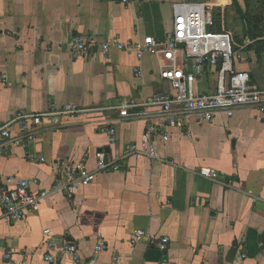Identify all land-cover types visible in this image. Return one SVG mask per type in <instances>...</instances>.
Segmentation results:
<instances>
[{"label":"crops","instance_id":"0c3cea01","mask_svg":"<svg viewBox=\"0 0 264 264\" xmlns=\"http://www.w3.org/2000/svg\"><path fill=\"white\" fill-rule=\"evenodd\" d=\"M178 3L204 4L216 31L228 32L229 15L240 16L252 46L236 48L245 57L238 68L264 86V42H258L264 37L248 33L249 20L264 29V18L253 11L259 0H0V118L67 103L103 108L65 117L59 125L42 127L27 146L7 148L0 172L38 179L37 190L51 188L61 167L82 159L95 170L99 150L120 165L98 172L72 198L63 193L46 198L20 220L8 221L0 202V254L11 250L12 264H74L61 246L74 241L89 258L99 235L108 248L94 264H264V113L240 107L221 110L210 121L181 109L172 120L160 107L119 113L126 100L171 91L161 73L168 60L116 48L104 54L101 44L146 35L165 40ZM75 35L95 40L97 47L75 55ZM216 85L215 68L196 80L200 93ZM104 122L116 126L115 143L100 131ZM148 128L157 156H127L129 145L139 144ZM203 166L216 169L218 180L198 175ZM139 229L148 236L134 242ZM161 236L170 238L165 251L158 247ZM49 240L57 246L54 263L45 257Z\"/></svg>","mask_w":264,"mask_h":264},{"label":"built area","instance_id":"2783aa9c","mask_svg":"<svg viewBox=\"0 0 264 264\" xmlns=\"http://www.w3.org/2000/svg\"><path fill=\"white\" fill-rule=\"evenodd\" d=\"M214 24L213 14L204 4L178 3L174 5L173 32L165 40H157L152 35H146L142 40L129 43L119 39L102 43L100 49L104 54H109L116 48L134 51L138 58L150 52L162 54L168 60L163 64L161 73L170 82L171 91L150 95L142 101L126 100L118 106L120 116H129L131 108L141 106L160 107L172 120L180 113L177 111L180 109L183 112L197 114L201 121L212 120L221 110L232 111L240 107H252L264 113V86L254 82L249 71L238 68L239 63L245 60L244 53L236 50L229 32L211 31L210 28ZM180 44L184 46L181 47ZM95 47L97 43L91 38L82 35L73 37L72 51L75 55L89 54ZM208 68L216 69L217 85L212 92L200 93L196 89V80ZM95 110L103 108H83L74 103H67L59 107L53 105L40 112L20 109L7 120L0 118V156L14 144L27 146L35 141L42 127L56 126L61 124L65 117H79ZM15 131H18V134ZM100 131L108 135L111 143L116 142L117 129L113 123H102ZM152 131V128H148L139 144L131 143L126 155L146 154L155 158L157 148L152 139ZM163 139L167 140L168 136L165 135ZM119 169L117 160L112 159L107 151L99 150L96 152L95 170H90L83 159L69 167H61L51 188L35 190L34 186L40 183L38 179L20 178L0 172V202L4 216L8 221L23 219L27 212L38 211L46 198L60 193L72 198L80 187L92 183L98 172ZM197 173L213 181L219 178L217 170L209 166L200 167ZM44 233L50 235L51 231L46 228ZM147 236L146 231L135 230L133 241H141ZM169 242L168 236L159 237L157 240L159 249L165 251ZM56 247L55 241H48L49 251L45 257L50 263L57 261L52 253ZM107 248L108 244L101 235L98 237L94 255L89 258L82 255L74 241H66L61 246L62 252L69 255L74 264H94L96 256ZM12 263L11 250L0 254V264Z\"/></svg>","mask_w":264,"mask_h":264},{"label":"rangeland","instance_id":"374dc122","mask_svg":"<svg viewBox=\"0 0 264 264\" xmlns=\"http://www.w3.org/2000/svg\"><path fill=\"white\" fill-rule=\"evenodd\" d=\"M259 7L253 10L255 13L259 14L264 18V0H259ZM230 29L228 32L232 35L235 48L246 49L248 46H252L251 43L245 40V22L240 20V16L236 17L235 14L229 15ZM232 22V23H231ZM211 31H216L215 28H210ZM256 45V44H255ZM263 58V57H262Z\"/></svg>","mask_w":264,"mask_h":264},{"label":"trees","instance_id":"16d2710c","mask_svg":"<svg viewBox=\"0 0 264 264\" xmlns=\"http://www.w3.org/2000/svg\"><path fill=\"white\" fill-rule=\"evenodd\" d=\"M249 21H251L250 23H248V33H249V35L252 38H255V39L256 38H260V37H264V29H260L259 30V26L255 23V21H253V20H249ZM258 42L262 43L264 41L261 40V41H258Z\"/></svg>","mask_w":264,"mask_h":264},{"label":"water","instance_id":"95a60500","mask_svg":"<svg viewBox=\"0 0 264 264\" xmlns=\"http://www.w3.org/2000/svg\"><path fill=\"white\" fill-rule=\"evenodd\" d=\"M180 46H181V47H183V46H184V44H180ZM261 205H262V207H263V205H264V204H261Z\"/></svg>","mask_w":264,"mask_h":264}]
</instances>
